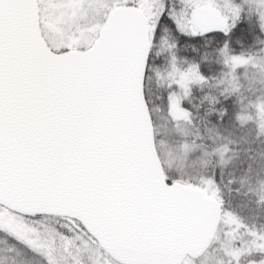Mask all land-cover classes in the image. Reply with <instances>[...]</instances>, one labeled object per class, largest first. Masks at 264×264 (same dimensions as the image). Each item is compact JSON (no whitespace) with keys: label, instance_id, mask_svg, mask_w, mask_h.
<instances>
[{"label":"snow or ice","instance_id":"snow-or-ice-1","mask_svg":"<svg viewBox=\"0 0 264 264\" xmlns=\"http://www.w3.org/2000/svg\"><path fill=\"white\" fill-rule=\"evenodd\" d=\"M51 2L56 5L50 9L54 28L61 32L40 19L41 0H0V235L42 255L45 264H165L158 248L166 229L183 215L186 200L198 194L187 192L178 173L163 163L154 170L160 159L158 133L153 131L150 141L140 133L132 89L138 87L155 128L150 73L160 62L153 41L162 29L167 26L192 46L187 72L169 85L188 93L192 82L212 86V77L201 71L209 55L222 59L225 67L243 63L229 55L242 23L227 14L214 16L213 26L202 22L198 5L206 0H163V7L158 0ZM88 10L103 15L102 25L87 23ZM257 17L264 18V8ZM261 37L264 30L254 28L253 39ZM201 48L204 55H197ZM238 81L229 79L227 86L217 81L219 96H206V101L223 98L227 105ZM184 103L169 94L172 127L164 134L182 137V150L222 157L224 147L210 148L199 135L189 143L175 128L191 119ZM228 111L227 106L210 108L206 115L222 121ZM216 183L213 175L197 187L215 197ZM37 224L49 229L48 236H39ZM235 227L248 228L243 223ZM249 235L250 244L231 234L229 264H241L252 251L264 255V235ZM212 236L192 250L194 260L210 247ZM113 246L127 259H117Z\"/></svg>","mask_w":264,"mask_h":264},{"label":"rangeland","instance_id":"rangeland-1","mask_svg":"<svg viewBox=\"0 0 264 264\" xmlns=\"http://www.w3.org/2000/svg\"><path fill=\"white\" fill-rule=\"evenodd\" d=\"M260 1L206 0L204 3L212 6L215 3L216 6L213 7L221 15L239 17L242 27L237 29L231 39L230 55L250 58L244 65L236 68L230 67L227 71L209 61L201 67L205 76L207 73L214 79L211 84L216 85V82L220 80L235 81L236 77H239L236 87L239 92L233 93V100L227 105L223 98L219 103L209 104L206 101V96L217 97L220 94V92L213 91L209 85L192 82L188 93H184L178 87L170 88L169 85L175 83L181 73L187 72L193 61L192 46L180 41L178 34L167 26L162 29L161 37L153 41V53L154 56H159L160 62L151 66L150 73L153 93L152 111L155 117L153 121L155 128L152 125V133L153 131L158 133L156 150L160 153V161L165 168L177 172L184 181V185L192 186L209 196L212 195L203 186L197 187V185H200L205 178L215 175L217 183L214 187L218 188V193L214 198L218 202L222 199L223 202L222 207L220 206L221 224L212 244L202 257L195 260L186 259L184 264H229L227 252L233 244L232 233L235 232L237 242L243 240L248 244L251 243L249 231L253 234L264 235V42H261L264 41V37L253 39L254 28L259 27L264 30V18L258 19L257 17V13L264 8V0ZM158 2L163 7V0H158ZM41 5L44 9L40 13L41 20L48 21V26L52 27L54 32H61L60 29L54 28V18L50 11L56 5L51 0H41ZM103 19V15H97L94 11L88 10L87 23L93 28L102 25ZM248 19L251 23L243 27V21ZM66 32L67 29H64L63 34ZM165 40L174 42L175 47L169 49ZM259 44L262 52L254 49ZM250 48L253 49L252 53L247 51ZM205 51L206 49L201 48L197 55H204ZM170 76L174 79H169ZM247 78H253L255 82L248 83L250 80L246 81ZM215 88L218 90L217 86ZM170 93L184 100V107L191 108L190 121L187 123L180 121L175 128L187 135L189 143L192 142L193 137L199 135L203 137L202 143L210 148L224 147L226 150L222 157L219 153L214 155L205 153L204 159V153L200 149L182 150L180 146L183 142L182 137L173 138L164 134L165 129L172 127L167 115ZM257 99L258 105L253 106L251 110L241 107L242 103ZM225 106L229 111L222 121L218 120L216 115H206L210 108L219 111ZM230 107L234 108L232 112ZM216 130L223 131L227 135L215 139L213 137ZM233 134L239 139L237 142H233L229 137ZM196 143L199 144L201 141H196ZM225 160L229 163L226 164ZM236 162L237 164L234 165ZM229 216L233 217L232 222L228 221ZM240 223L247 225V230L240 227L239 231H236L235 226ZM16 227L23 229V225H16ZM37 228L39 236H48L49 229L46 226L37 224ZM57 251L58 253L60 251L59 245ZM262 260H264V255L252 251L250 255L242 257L241 264H251ZM0 264H45V259L42 255H37L0 235ZM105 264L108 262L106 261Z\"/></svg>","mask_w":264,"mask_h":264},{"label":"water","instance_id":"water-1","mask_svg":"<svg viewBox=\"0 0 264 264\" xmlns=\"http://www.w3.org/2000/svg\"><path fill=\"white\" fill-rule=\"evenodd\" d=\"M198 13L201 21L209 23L210 26H213L210 22L214 16H219L217 11L210 6L199 7ZM140 14L143 15L142 12ZM37 38L39 39V29ZM132 105L137 127L140 133L150 141L152 125L149 124L148 112L144 108V102L139 97L138 87L135 85L132 89ZM160 164V161H156L154 170L158 171ZM183 187L187 192L197 193L198 196L196 199L186 200L183 215L166 229L165 238L158 248V255L165 264H181L186 256L193 258L192 250L199 249L210 233L214 236L220 219V208L217 201L204 196L199 190L185 185ZM111 250L117 259H127L126 254L119 247L113 246Z\"/></svg>","mask_w":264,"mask_h":264},{"label":"bare ground","instance_id":"bare-ground-1","mask_svg":"<svg viewBox=\"0 0 264 264\" xmlns=\"http://www.w3.org/2000/svg\"><path fill=\"white\" fill-rule=\"evenodd\" d=\"M258 2L260 1V0H257ZM260 2H263V0L262 1H260ZM251 23V21L248 19V20H245V21H243V27H246L248 24H250ZM261 23V22H260ZM252 26H253V24H252ZM248 32V31H247ZM247 32H245V33H247ZM254 49L256 50V51H258V52H262V50H261V48H260V44L259 45H257V46H255L254 47ZM247 51L249 52V53H252L253 52V49H247ZM243 52H245V50H243ZM230 53H231V51L229 50V55H230ZM248 53V54H249ZM235 55V54H234ZM231 56V55H230ZM239 57H241L242 58V60H243V63L241 64V65H244L245 63H246V61H248L250 58H246V57H242V55H238ZM208 61L209 62H213L216 66H218V67H221V68H223V69H225V71H227V69L228 68H230V67H232L231 66V62L229 63V66L228 67H225L224 65H223V61H222V59H220V58H218V57H216V56H212V55H209L208 56ZM250 64H253V63H250ZM233 68V67H232ZM233 70V69H232ZM206 76H210V75H208L207 73H206ZM213 80L214 79H212V82H213ZM248 80H250V81H248ZM252 80V81H251ZM246 81H248V83H250V82H252V83H254L255 82V80L252 78V79H246ZM225 82V86H227V81H224ZM237 87V86H236ZM211 88L213 89V91H216V92H220V88L218 87L217 89L218 90H215L216 88H215V84H212V86H211ZM237 92H239V89H234L232 92H230V93H228V95H232L233 96V93H237ZM253 100V99H252ZM247 101V102H245V103H242V105H241V107H243L244 109H249V110H251L252 108H253V106H257L258 105V103H257V101H258V99L257 100H254V101ZM260 106V105H259ZM261 107V106H260ZM234 108H235V106H234ZM233 107L231 108L230 107V111L232 112V110L234 109ZM203 136H204V134H202ZM227 134L225 133V132H223V131H220V130H216V133L214 134V137L213 138H215V139H218L219 137H223V136H226ZM229 137L232 139V141L233 142H237V140H239L237 137H235V135L233 134V135H229ZM248 137L249 138H251L252 139V137L251 136H249L248 135ZM255 141V140H254ZM231 142V141H230ZM207 155V154H206ZM206 155H205V153H204V159H205V157H206ZM208 158V157H207ZM230 158V157H229ZM229 158H227V159H229ZM206 162V161H205ZM225 162H226V164H228L229 162H228V160H225ZM237 164V162L234 164V165H236ZM238 166V165H237Z\"/></svg>","mask_w":264,"mask_h":264},{"label":"trees","instance_id":"trees-1","mask_svg":"<svg viewBox=\"0 0 264 264\" xmlns=\"http://www.w3.org/2000/svg\"><path fill=\"white\" fill-rule=\"evenodd\" d=\"M245 31H246V29H245ZM262 261H264V260H262ZM251 264H260V262H252Z\"/></svg>","mask_w":264,"mask_h":264}]
</instances>
